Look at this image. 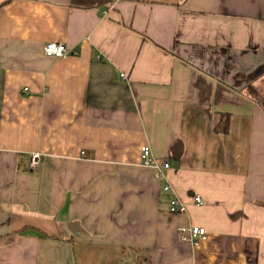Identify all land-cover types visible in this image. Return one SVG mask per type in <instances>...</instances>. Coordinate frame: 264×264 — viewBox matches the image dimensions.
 Listing matches in <instances>:
<instances>
[{
    "label": "crops",
    "instance_id": "crops-1",
    "mask_svg": "<svg viewBox=\"0 0 264 264\" xmlns=\"http://www.w3.org/2000/svg\"><path fill=\"white\" fill-rule=\"evenodd\" d=\"M262 89L264 0H0V264H264Z\"/></svg>",
    "mask_w": 264,
    "mask_h": 264
},
{
    "label": "built area",
    "instance_id": "built-area-1",
    "mask_svg": "<svg viewBox=\"0 0 264 264\" xmlns=\"http://www.w3.org/2000/svg\"><path fill=\"white\" fill-rule=\"evenodd\" d=\"M44 53L47 55L62 57L67 55L68 48L64 42H55L50 41L45 43L43 47ZM124 75V74H123ZM27 89V88H26ZM41 153L39 151L32 153L30 159V167L34 171L37 169L40 164ZM141 163L146 166H155L159 174H164L167 169L170 167V162L168 158L159 159L153 153L151 146L144 145L141 148ZM164 189L172 193V187L169 184L164 186ZM195 200L199 203L203 202V199L200 195L195 197ZM170 210L171 211H183L185 206L180 202L178 197L174 194L171 195L170 199ZM180 235L183 239L191 240L195 243H198L199 240L206 237L207 231L206 228L202 225H183L179 227Z\"/></svg>",
    "mask_w": 264,
    "mask_h": 264
},
{
    "label": "trees",
    "instance_id": "trees-1",
    "mask_svg": "<svg viewBox=\"0 0 264 264\" xmlns=\"http://www.w3.org/2000/svg\"><path fill=\"white\" fill-rule=\"evenodd\" d=\"M108 1L109 0H71V3L77 6H91L95 4L106 3ZM246 92L250 96H255L258 93V90L255 89L252 84H250L247 86Z\"/></svg>",
    "mask_w": 264,
    "mask_h": 264
},
{
    "label": "water",
    "instance_id": "water-1",
    "mask_svg": "<svg viewBox=\"0 0 264 264\" xmlns=\"http://www.w3.org/2000/svg\"><path fill=\"white\" fill-rule=\"evenodd\" d=\"M68 228L72 231V232H77L81 229L80 223L79 221H70L68 223Z\"/></svg>",
    "mask_w": 264,
    "mask_h": 264
},
{
    "label": "rangeland",
    "instance_id": "rangeland-1",
    "mask_svg": "<svg viewBox=\"0 0 264 264\" xmlns=\"http://www.w3.org/2000/svg\"><path fill=\"white\" fill-rule=\"evenodd\" d=\"M262 90H264V89H262Z\"/></svg>",
    "mask_w": 264,
    "mask_h": 264
}]
</instances>
